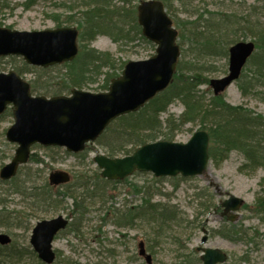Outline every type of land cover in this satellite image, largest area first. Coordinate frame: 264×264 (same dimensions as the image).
<instances>
[{
  "label": "rangeland",
  "instance_id": "rangeland-1",
  "mask_svg": "<svg viewBox=\"0 0 264 264\" xmlns=\"http://www.w3.org/2000/svg\"><path fill=\"white\" fill-rule=\"evenodd\" d=\"M166 1L174 25L181 31L179 44L181 42L183 46L180 45L179 60L189 73L199 72L207 78L208 82L199 85L197 91L202 100L208 102L213 96L210 80L221 78L228 72V52L232 42L256 41L258 30L245 32L241 29L242 25L239 28L235 25L227 33L215 31V38L222 36L218 38L222 47L228 46V55L209 57L198 56L194 52V47L199 45L193 43L188 29L207 23V20L211 25L215 22L223 24L227 16L230 17L229 22L249 19L264 23V0ZM138 3L139 0H133L127 6L137 7ZM80 4L81 0H0V26L20 31L53 29L58 21L62 23L68 15L82 11ZM204 29L199 26L200 42L204 40ZM88 44L113 54L123 62L147 59L156 48L155 44L138 37L131 42L124 40L118 43L104 32ZM24 63L20 56L2 57L0 72L15 70L24 79L31 80L37 74L24 72ZM58 75L60 73L56 69L45 73V78L54 82ZM91 78L94 81L82 89L94 93L104 91L101 89L104 75L93 74ZM223 96L231 105L248 108L255 115L264 117L263 87L254 94L245 95L234 81ZM185 108V104L176 99L161 114V119L169 114L179 117ZM13 122L9 107L0 115V169L11 161L17 147L6 139V131ZM201 127L197 120L186 123L177 131L174 141L186 142ZM85 152L86 159L62 147L35 144L30 161L20 168L17 179L0 183V211L11 222L10 226L0 222V233L12 239L10 246L2 249L0 264H45L30 242L32 229L38 221L58 215L70 217V222L78 221L81 226L78 232L70 228L56 236L53 248L57 257L53 264H147L138 253L140 241L145 242L147 251L152 254L153 264H203L201 252L197 249L200 246L225 251L229 258L223 264H264V167L248 169L241 151L233 149L223 158L210 159L205 173L201 175L156 177L151 172H136L122 181H99L101 192L97 197L86 200L83 213L75 210L74 197L64 196L68 190L64 186L52 190L54 198L59 199L58 208L33 210L31 189L49 184V173L54 170L71 172L72 182L84 175L82 178L88 177L90 183L98 181L96 175H100V169L93 162V156L105 154V150L96 141ZM23 186L30 189L23 190ZM231 194L244 200L234 222L221 216V204ZM148 202L150 206L137 210ZM151 206L156 209V215L164 212L163 215L168 213L169 217L164 219L153 215ZM129 208H132L133 217L129 215L127 219V216L117 213L118 210L124 213ZM121 216L125 220H121ZM204 234L208 235V239L202 244ZM7 253H17L20 258L10 259Z\"/></svg>",
  "mask_w": 264,
  "mask_h": 264
},
{
  "label": "water",
  "instance_id": "water-1",
  "mask_svg": "<svg viewBox=\"0 0 264 264\" xmlns=\"http://www.w3.org/2000/svg\"><path fill=\"white\" fill-rule=\"evenodd\" d=\"M137 11L143 35L157 45L156 52L147 59L128 61L122 74L112 79L108 91L94 93L75 88L71 95H33L30 83L15 70L0 72V114L9 105L13 106L14 123L8 128L6 138L18 144L12 160L0 170L1 179L16 176L20 165L28 162L34 144L65 147L73 153L85 150L113 120L140 110L169 86L180 56L178 30L161 0H143ZM78 35V28L74 26L40 31L0 26V58L21 56L29 65L44 68L62 64L77 56ZM254 50L253 41H240L230 47L229 73L210 81L215 95L223 93L240 77ZM209 144V133L198 129L186 142H149L130 155L110 157L97 154L94 161L101 169V176L109 180H124L137 171L152 172L156 177L195 176L207 169ZM70 180V173L64 170H55L49 175V183L55 186ZM243 203L242 198L231 194L222 202V215L235 221L236 211ZM68 222L59 215L41 220L33 228L30 242L45 263L54 262L53 240ZM207 239L204 235L202 243ZM10 241L7 234H0L1 244ZM198 250L203 251L201 259L204 264H220L228 260L227 253L219 248L199 247ZM139 254L148 264L153 263L143 241L139 243Z\"/></svg>",
  "mask_w": 264,
  "mask_h": 264
},
{
  "label": "trees",
  "instance_id": "trees-1",
  "mask_svg": "<svg viewBox=\"0 0 264 264\" xmlns=\"http://www.w3.org/2000/svg\"><path fill=\"white\" fill-rule=\"evenodd\" d=\"M132 1L81 0L80 5L83 10L76 15L73 13L68 15L64 22L58 21L57 24V26H62L63 23H67L78 27L80 31V51L77 57L71 62L49 68H39L24 63V72L37 74L33 79L29 80L32 92L37 95L47 96L68 94L74 88L82 89L89 85L91 81H94L91 78L93 74L104 75L101 89L107 90L111 80L121 74L126 62L116 58L109 52L90 47L88 43L102 32L109 33L113 40L118 43L124 40L131 42L137 37L146 40L142 35L141 26L138 24L136 6H127ZM163 1L170 14L167 1ZM229 19L230 17L227 16L225 20L223 19V24L215 22V25H211L207 20V23L191 26L188 29V33L192 35L193 43L199 45L194 47V52L198 53V56L214 57L228 55V46L222 47V43L218 41V38L220 39L222 36L215 38V31L227 33L228 29L235 25L236 28L242 25L241 29L245 32L247 30L252 32L258 30V33L255 32L257 34L255 41L256 51L245 67V69L247 68L246 71H243L237 81L242 93L251 95L256 93L260 87L264 88V23L260 21L253 22L249 19L229 22ZM199 26L205 28L202 42L199 40L201 36ZM208 31L210 33L206 36ZM236 42L233 41L232 43ZM180 45L183 46L181 42ZM56 69L60 73V75L55 77L56 80L54 82L46 80L45 73ZM187 69L179 61L178 70L171 84L163 92L156 95L139 111L123 115L109 125L97 140L105 150V154L110 157L128 155L146 142L158 139L174 140L177 131L185 126L186 123L197 120L202 124V128L207 129L210 134L209 153L211 160L223 158L230 151L236 149L244 154L247 160L244 165L248 169L264 167V117L255 115L248 108L231 105L225 100L223 95H213L208 102L202 100V96L198 94L197 87L207 83L208 80L201 73H189L186 71ZM176 99L181 100L185 104V111L179 117L169 114L165 119H161V114ZM78 155L85 159L87 158L85 151ZM96 176L98 181L95 184L90 183L88 177H81L76 182H72V180V183L63 185L68 189L64 196L75 198L73 206L76 211L83 213L82 207L86 206V200L89 197H97V194L101 192V188L98 187L99 181L115 182L103 179L98 173ZM16 179L17 177L13 180ZM0 183L4 182L0 180ZM25 188L28 190L29 186H23V190ZM53 188V186L45 183L44 186H35L31 189L30 197H33L31 204L33 210L46 211L60 206L59 199L57 197L54 198ZM79 192L82 194H75ZM148 206H150V202L146 203L142 208H136L140 211ZM152 207L151 213L158 218L165 219L169 217L168 213L163 215L164 212L156 215L154 213L156 209ZM130 213L131 210L129 208L126 213L122 214L129 218V215H132ZM142 213L145 214V211H142ZM6 217L7 215L2 214L0 211V222L10 226L11 222ZM120 219L124 220V216H121ZM5 248L0 246V255L3 253L2 249L4 250ZM7 255L10 259H15L18 256L17 253H7ZM18 258L20 257L18 256Z\"/></svg>",
  "mask_w": 264,
  "mask_h": 264
},
{
  "label": "flooded vegetation",
  "instance_id": "flooded-vegetation-1",
  "mask_svg": "<svg viewBox=\"0 0 264 264\" xmlns=\"http://www.w3.org/2000/svg\"><path fill=\"white\" fill-rule=\"evenodd\" d=\"M71 220V219H70ZM80 226H81V224H80V222H68V224H67V226L65 227V229L64 230H62V231H60L59 233H58V235L61 233V232H64L66 229H74L76 232H78L79 230H80ZM57 235V236H58Z\"/></svg>",
  "mask_w": 264,
  "mask_h": 264
}]
</instances>
